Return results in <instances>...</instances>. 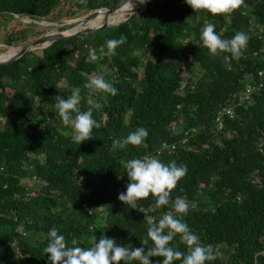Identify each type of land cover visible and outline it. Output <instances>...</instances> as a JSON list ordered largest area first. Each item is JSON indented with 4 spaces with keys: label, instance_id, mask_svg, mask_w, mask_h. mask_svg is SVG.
<instances>
[{
    "label": "trees",
    "instance_id": "16d2710c",
    "mask_svg": "<svg viewBox=\"0 0 264 264\" xmlns=\"http://www.w3.org/2000/svg\"><path fill=\"white\" fill-rule=\"evenodd\" d=\"M121 1L0 0V43L18 47L45 34L48 27L24 17L62 21ZM208 23L223 38L248 35L239 60L226 63L230 53L213 56L196 43ZM121 36L126 40L114 55L86 61L91 49L99 53ZM93 75H103L118 93L85 88ZM260 81L263 87L233 118L225 116L220 129L218 112L246 84ZM76 87L82 110L103 104L93 112L100 127L79 145L55 108L56 96L67 98ZM139 126L149 131L144 143L114 146ZM164 143L175 149L159 153ZM145 155L187 165L172 199L186 198L184 220L200 243L221 253L205 264H264V0H243L218 14L185 0H149L124 22L0 64V264H50L44 248L53 226L82 247L102 231L126 247L141 246L149 217L179 215L171 205L156 207L152 195L138 201L140 209L118 199L128 182L124 162ZM170 243L187 251L180 234Z\"/></svg>",
    "mask_w": 264,
    "mask_h": 264
},
{
    "label": "clouds",
    "instance_id": "9594fccd",
    "mask_svg": "<svg viewBox=\"0 0 264 264\" xmlns=\"http://www.w3.org/2000/svg\"><path fill=\"white\" fill-rule=\"evenodd\" d=\"M131 2V0H130ZM192 9H206L212 14L231 13L243 3V0H185ZM216 25L208 23L202 26L199 41L207 47L213 56L221 52L230 53L224 56V61L230 63L232 59L239 60L243 55L249 37L243 31H238L231 38H223L216 30ZM125 36L119 39H108L99 48L91 49L86 56L87 62H96L102 55L115 54L116 48L123 44ZM91 92H103L116 95L118 89L114 84L106 80L103 75H93L84 85ZM81 90L73 88L67 98L56 96L55 108L63 125L71 128L70 139L79 145L92 137L93 128L100 127V123L94 118L93 112L102 109L100 102L92 103L86 110L80 107ZM147 128L139 126L131 131L123 139H115L114 146L124 149L129 144L141 145L148 137ZM124 171L128 182L126 190L118 194V199L130 208H137L138 201L152 195L155 198L156 207L171 205L176 214L165 213L158 220L154 217L147 219V235L141 241V246L126 247L118 243L116 238L109 237L101 232L99 239L89 247H82L73 238L69 244L66 236L56 226L51 227L47 234V245L44 253L48 255L50 264H130L138 261L139 264H174L179 260L180 264H205L206 261H214L221 253L212 244L200 243V237L192 231L184 220L189 211V202L185 197L176 196L172 199V190L176 188L178 181L184 177L188 168L185 164H177L175 161L164 163L159 155H145L133 157L124 162ZM143 210V209H141ZM180 234V241L187 246V251L174 247L170 242ZM151 241V244H150ZM144 246H147L145 248ZM162 257V260H153L152 257Z\"/></svg>",
    "mask_w": 264,
    "mask_h": 264
},
{
    "label": "water",
    "instance_id": "95a60500",
    "mask_svg": "<svg viewBox=\"0 0 264 264\" xmlns=\"http://www.w3.org/2000/svg\"><path fill=\"white\" fill-rule=\"evenodd\" d=\"M129 1L130 0H122L114 8H99V9H96V10L86 14L85 16H81L78 18L66 19V20H62L59 22H53V21H49V20H45V19L35 20V19H31V18H26V19L22 18V20L24 22H28V23L34 22L36 24L38 23V24L43 25V26L56 25V26L60 27V26L70 25V27L65 29V30H58L57 32H46L45 34L38 37L36 40H34L30 43H27L25 45L18 46V47H13V46L10 47V46L6 45L8 48L4 52H8L11 48L16 49L17 51L8 57L0 59V64H7V63H10L12 61H15L16 59L20 58L21 56H23L27 52H30V51H33L36 49H44V48L48 47L49 45H51L52 43H54L55 41H58L61 39H66V38L77 37V36H80L83 34H88V33L94 32L96 30L104 29V28L111 26V25H117L119 23H117V24L110 23L108 21V17H109V15L119 11ZM148 3H149V0H146L144 9H136V10L129 11L127 13V14H129V16H127L121 22L126 21L127 19H129V17L132 14H134L136 12H142V11L146 10ZM103 9H105V18L103 19L101 24L86 27V28L83 27L84 24L88 23L92 18H94L98 14V12L102 11Z\"/></svg>",
    "mask_w": 264,
    "mask_h": 264
},
{
    "label": "built area",
    "instance_id": "2783aa9c",
    "mask_svg": "<svg viewBox=\"0 0 264 264\" xmlns=\"http://www.w3.org/2000/svg\"><path fill=\"white\" fill-rule=\"evenodd\" d=\"M259 75L262 76L263 73L259 72ZM263 87V81H260V83L254 84L252 82L246 84L245 88L238 94V98L236 100V102H234L232 105L230 106H225L223 107L217 114L216 117V122L218 124V127L221 129L223 128V120L224 117L227 116L229 118H233L234 114H235V108L241 106L242 104H245L246 102H250L252 95L257 92L258 90H260V88ZM175 149V145L173 146H169L168 144L164 143L162 148L159 150V153H161V151L163 150H174ZM126 187V185H125ZM124 188V186H120L118 188L119 191H122Z\"/></svg>",
    "mask_w": 264,
    "mask_h": 264
},
{
    "label": "bare ground",
    "instance_id": "6f19581e",
    "mask_svg": "<svg viewBox=\"0 0 264 264\" xmlns=\"http://www.w3.org/2000/svg\"><path fill=\"white\" fill-rule=\"evenodd\" d=\"M142 2L143 0H131V2L129 1L119 11L109 15L108 21L112 24L120 23L126 18L127 13L129 11L138 9L139 6L142 4ZM104 18H105V9L98 12V14L94 18H92L93 20L91 19L89 22L92 25H99L102 23ZM16 51H17L16 49L11 48L8 52H2L0 53V59L10 56L14 54Z\"/></svg>",
    "mask_w": 264,
    "mask_h": 264
},
{
    "label": "rangeland",
    "instance_id": "374dc122",
    "mask_svg": "<svg viewBox=\"0 0 264 264\" xmlns=\"http://www.w3.org/2000/svg\"><path fill=\"white\" fill-rule=\"evenodd\" d=\"M128 15V14H127ZM83 16H85V15H83ZM79 17H81V16H79ZM127 17V16H126ZM25 19L27 18V17H24ZM74 18H78V17H74ZM71 19V18H70ZM66 20V19H65ZM93 20V19H92ZM50 21V20H49ZM53 22H59V21H53ZM38 24V23H37ZM40 25V24H39ZM70 26V25H69ZM90 26H95V25H92V24H90V22H88V23H86V24H84L83 25V27L84 28H86V27H90ZM46 27H48V29L46 30V32H57L58 30H60L59 28H61L62 26H60V27H58V26H56V25H53V26H46ZM45 32V33H46ZM91 36H93V35H91ZM0 48H2L3 49V51L2 52H4V51H6L7 50V46L5 45V44H2V43H0ZM36 50H39V49H36ZM34 51V50H33Z\"/></svg>",
    "mask_w": 264,
    "mask_h": 264
}]
</instances>
